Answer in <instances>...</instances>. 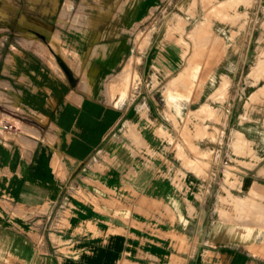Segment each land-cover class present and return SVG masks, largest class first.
<instances>
[{"label": "crops", "instance_id": "0c3cea01", "mask_svg": "<svg viewBox=\"0 0 264 264\" xmlns=\"http://www.w3.org/2000/svg\"><path fill=\"white\" fill-rule=\"evenodd\" d=\"M123 2L0 0V122L17 127L0 131V264H264V234L227 224L237 186L217 181L215 144L203 157L172 133L192 103L154 90L185 63L175 48L165 73L161 6ZM146 29L138 77L109 99Z\"/></svg>", "mask_w": 264, "mask_h": 264}, {"label": "rangeland", "instance_id": "374dc122", "mask_svg": "<svg viewBox=\"0 0 264 264\" xmlns=\"http://www.w3.org/2000/svg\"><path fill=\"white\" fill-rule=\"evenodd\" d=\"M132 1L124 0L122 6L129 5ZM263 3V0H155V4L151 6V10L157 5L161 6V10H157L161 12H155L152 18H155L165 31L164 43L169 62L165 73L172 71L175 48L178 50L182 48L180 56L185 59L181 70L179 67L173 75L162 80L153 76L152 81L155 85L158 84L154 90L162 92V97L167 103L172 99L179 101L185 99L192 103L187 114L180 113L177 117L176 113L169 111L173 123H178V130L172 129V133L179 134L185 147L193 154H200L203 157L208 156L211 144H215L217 157L212 167L219 172L217 181L221 185L225 180L227 184L234 186L236 183L237 186L230 195L231 205L228 213L224 215L228 220L227 224L235 227L245 225L262 234H264ZM185 6L191 8L186 15L182 13ZM42 20L45 22L46 19ZM184 26L186 28L193 26L187 32L188 40L193 45L191 47L190 42L183 39ZM36 34L39 37V33ZM27 35L32 34L29 32ZM135 35V48L139 54H130L120 71L113 74L110 80L109 78L106 80L105 91L109 99L114 98L116 93L123 97L128 95L126 91L138 77L134 65L140 62V53L148 43L150 30L146 29L145 32L138 30ZM154 68L158 70L157 65H154ZM125 69L129 71L127 78L123 79L120 86L113 87L110 93L107 88L109 82ZM166 110L168 111L167 107ZM198 145L201 149L194 152ZM234 168L245 169L246 173H239L240 176H236V173L232 172L235 171ZM217 196L225 201L224 193L218 192ZM220 222L223 223V220ZM225 225L223 224V227ZM261 251L264 255V250Z\"/></svg>", "mask_w": 264, "mask_h": 264}, {"label": "built area", "instance_id": "2783aa9c", "mask_svg": "<svg viewBox=\"0 0 264 264\" xmlns=\"http://www.w3.org/2000/svg\"><path fill=\"white\" fill-rule=\"evenodd\" d=\"M16 130L17 127L13 122L9 120L0 122V131L12 132Z\"/></svg>", "mask_w": 264, "mask_h": 264}, {"label": "bare ground", "instance_id": "6f19581e", "mask_svg": "<svg viewBox=\"0 0 264 264\" xmlns=\"http://www.w3.org/2000/svg\"><path fill=\"white\" fill-rule=\"evenodd\" d=\"M127 68V67H126ZM129 71L127 70V69H125V70H123V71H121V73L118 75V77H117V79L115 80V85L117 86V85H119V84H121V82L123 81V79L124 78H127V73H128ZM120 86V85H119ZM177 97V96H176Z\"/></svg>", "mask_w": 264, "mask_h": 264}]
</instances>
